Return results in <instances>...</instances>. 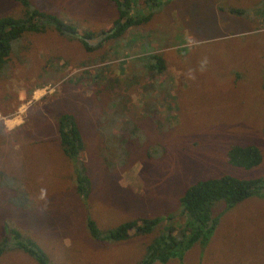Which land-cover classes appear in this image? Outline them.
Wrapping results in <instances>:
<instances>
[{"label": "rangeland", "instance_id": "obj_1", "mask_svg": "<svg viewBox=\"0 0 264 264\" xmlns=\"http://www.w3.org/2000/svg\"><path fill=\"white\" fill-rule=\"evenodd\" d=\"M27 1L77 32L103 34L117 18L105 0ZM145 4H130L148 19L121 40L96 48L97 40L83 53L51 28L24 33L0 68V133L8 134L0 136V237L5 227L25 233L52 264H134L165 226L98 242L86 235L84 215L106 230L177 217L182 191L198 179L228 175L264 185V0H158L153 11ZM20 8L0 0V17L17 18ZM149 53H161L165 64L154 78L143 68ZM154 80L171 84L164 101L149 90ZM63 112L72 113L84 144L85 207L58 147L55 119ZM119 122L128 123L124 134ZM234 144L255 146L260 163L229 166L224 154ZM211 216L217 221L207 244L165 264H264V195L227 210L215 204ZM0 264L35 263L10 251Z\"/></svg>", "mask_w": 264, "mask_h": 264}, {"label": "trees", "instance_id": "obj_2", "mask_svg": "<svg viewBox=\"0 0 264 264\" xmlns=\"http://www.w3.org/2000/svg\"><path fill=\"white\" fill-rule=\"evenodd\" d=\"M14 1H17L21 7L20 16L17 18L0 17V68L9 60L11 44L19 40L24 33H41L47 28H51L57 35L70 41L72 46L81 44L84 48L81 47V51L87 53L95 49V45L96 48L101 47L104 39H112L113 42L121 40L128 27L148 19V14L140 15L139 9L133 8L131 10L130 4L134 0H105L112 3L117 18L111 17L112 25L108 29L109 31L95 35L85 31L77 32L72 25L65 24L55 15L38 11L30 6L27 0ZM145 5L147 11H153L158 6V0H146ZM130 11L135 12L129 14ZM230 13L242 16L244 11L233 10ZM94 36L98 38L96 44H87L86 41L93 40ZM125 47H130V43H126ZM65 55L69 57L68 54ZM162 58L161 53H149L145 60L143 59V68L151 78L160 75L165 70ZM46 64H51V59H48ZM153 84L156 86L150 84L149 90L154 91L157 88V94H159L157 102L168 98L170 83L165 84L164 81L157 82L154 80ZM68 101L71 102V99ZM120 115L121 113H119ZM127 122H119V125L122 124L120 125L122 134L126 132ZM55 131L61 154L74 168L70 175L72 189L78 201L85 207L90 194V179L84 163L80 160L84 144L71 112H63L56 117ZM0 136L7 137L8 134L0 133ZM112 137L116 136H110L105 146ZM152 151L154 153L156 149L154 148ZM224 156L225 162L229 166L245 170L254 168L261 161L260 152L252 145H231L226 149ZM263 195L264 185L259 178L244 180L228 175L209 177L195 180L186 186L178 199L179 213L177 217L164 214L149 219L136 218L106 230H99L92 218L89 215H84L83 226L89 239L116 243L126 240L128 232L139 236L147 235L163 222L165 223L163 229L143 247L140 258L134 264H165L175 257L180 258L195 244H207L217 221L216 216H211V210L215 204H220L227 210L238 203L255 197H263ZM22 204V200H20L18 205ZM31 206L32 201L29 202V208ZM4 234L0 237V257L6 252L16 251L29 257L35 264H52L42 248L32 238L24 235L25 233H19L16 229L5 227Z\"/></svg>", "mask_w": 264, "mask_h": 264}, {"label": "water", "instance_id": "obj_3", "mask_svg": "<svg viewBox=\"0 0 264 264\" xmlns=\"http://www.w3.org/2000/svg\"><path fill=\"white\" fill-rule=\"evenodd\" d=\"M97 40H98V39H97ZM94 42H95L94 39L91 40V41H86V43H87V44H90V45H92Z\"/></svg>", "mask_w": 264, "mask_h": 264}, {"label": "crops", "instance_id": "obj_4", "mask_svg": "<svg viewBox=\"0 0 264 264\" xmlns=\"http://www.w3.org/2000/svg\"><path fill=\"white\" fill-rule=\"evenodd\" d=\"M172 7H173V6H172ZM170 10H171V11H176L174 8H171Z\"/></svg>", "mask_w": 264, "mask_h": 264}, {"label": "flooded vegetation", "instance_id": "obj_5", "mask_svg": "<svg viewBox=\"0 0 264 264\" xmlns=\"http://www.w3.org/2000/svg\"><path fill=\"white\" fill-rule=\"evenodd\" d=\"M98 39V38H97ZM97 39H95L94 41L96 42L97 41Z\"/></svg>", "mask_w": 264, "mask_h": 264}]
</instances>
